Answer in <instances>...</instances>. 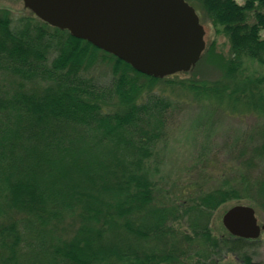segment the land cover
Masks as SVG:
<instances>
[{
  "label": "trees",
  "instance_id": "16d2710c",
  "mask_svg": "<svg viewBox=\"0 0 264 264\" xmlns=\"http://www.w3.org/2000/svg\"><path fill=\"white\" fill-rule=\"evenodd\" d=\"M186 1L230 43L223 79L146 75L30 10L0 8V264H264L251 253L261 237L212 227L229 203L264 213L263 122L218 147L228 168L214 174L217 159L200 155L183 196L157 180L184 111L210 143L218 129L203 127L220 112L198 104L264 119V79L246 86L242 68L264 63V0Z\"/></svg>",
  "mask_w": 264,
  "mask_h": 264
},
{
  "label": "water",
  "instance_id": "95a60500",
  "mask_svg": "<svg viewBox=\"0 0 264 264\" xmlns=\"http://www.w3.org/2000/svg\"><path fill=\"white\" fill-rule=\"evenodd\" d=\"M53 27L68 30L156 78L190 72L206 49L205 28L186 0H23ZM223 224L235 237L256 240L261 226L248 205L229 209Z\"/></svg>",
  "mask_w": 264,
  "mask_h": 264
},
{
  "label": "rangeland",
  "instance_id": "374dc122",
  "mask_svg": "<svg viewBox=\"0 0 264 264\" xmlns=\"http://www.w3.org/2000/svg\"><path fill=\"white\" fill-rule=\"evenodd\" d=\"M245 1L246 0H238L240 4H244ZM1 7L9 8L16 15L26 13L27 10L24 7L23 0H0V8ZM203 22L206 31V49L203 52L202 57L206 54L205 52L207 48H211V46L212 49L210 53L212 54L209 57L210 53H208L204 59L201 57L200 61L193 68L194 70H192L197 77L204 78L206 81L214 82L215 80L223 79L224 76H226L224 74V66L226 65L225 60L227 57L231 56L230 43L223 34H217L216 29L210 25V22H205L204 20ZM218 63L221 64V67ZM260 63L248 60L246 65L244 64L242 66V68L245 69L243 77L244 79H247V81H244L246 86L248 83L250 85V82L256 79H264V63ZM249 85L248 88L250 89ZM262 98L264 99V91L262 92ZM254 103H256L255 105H258L259 101L255 100ZM248 104L250 103H245L243 101L239 102L235 106V109L243 113H249L252 109H250L251 107ZM198 106L202 108L208 106L205 111L209 113L214 110L220 112L217 117L210 118L208 126L206 125L203 127L206 131L209 129L218 130L210 139L211 143L206 141V137L204 136L206 133H203V129H196V127L200 128L201 126H196L199 120L196 118L197 113L193 111H184V114L176 118L175 122L170 123L168 134L171 135V141L166 145L167 148L162 150L163 160L159 165L160 174L157 176V180L158 182H162L164 189L169 188L175 196L181 197L184 195V190L186 189L188 182H193L192 179L194 178V174H197L204 166L200 160V155H204L203 159H209L212 163L213 160H218L214 161V165L217 167L216 169L211 166V172L216 174L219 168H228L232 163L229 155L225 154L222 150H218V147H220L225 141H231L227 138L228 135L233 134V131L241 135L243 132H249L251 127L255 124L258 125L263 122L261 126L264 125V119L258 120L255 115L244 116L241 114L227 116L223 112L224 105L217 102H211L210 104L206 103V105L198 104ZM191 109H193V107ZM204 142L209 143V153L205 150ZM231 204L235 206L236 203L233 202L225 205L215 214L212 227L213 233L216 236H221L227 231L223 224V217L225 213L233 207ZM257 216L260 225L264 226V213L258 212ZM257 246L258 247L252 250L251 253L256 251L254 259L264 263V232L262 233ZM227 260L229 263L226 262ZM227 260L225 261V264H241L236 259L232 260L228 258Z\"/></svg>",
  "mask_w": 264,
  "mask_h": 264
}]
</instances>
